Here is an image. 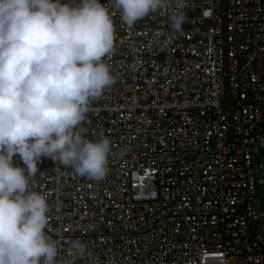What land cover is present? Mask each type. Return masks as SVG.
Segmentation results:
<instances>
[{"label": "built area", "instance_id": "obj_1", "mask_svg": "<svg viewBox=\"0 0 264 264\" xmlns=\"http://www.w3.org/2000/svg\"><path fill=\"white\" fill-rule=\"evenodd\" d=\"M184 12L179 33L169 12L132 28L113 17L105 62L116 83L82 122L86 139L111 141L106 177L42 158L30 179L47 197L45 231L61 245L60 264H264L255 200L264 182V0H188ZM14 163L26 167L19 155ZM77 239L88 254L70 258Z\"/></svg>", "mask_w": 264, "mask_h": 264}, {"label": "clouds", "instance_id": "obj_2", "mask_svg": "<svg viewBox=\"0 0 264 264\" xmlns=\"http://www.w3.org/2000/svg\"><path fill=\"white\" fill-rule=\"evenodd\" d=\"M110 3L111 11L100 0H0V264H60L61 245L45 231L47 197L30 189L42 158L95 181L108 174L111 141L86 139L82 122L116 83L105 62L114 53L113 17L119 12L132 28L169 12L179 33L188 7V0ZM17 155L26 167L14 163ZM68 243L70 258L88 254L80 240Z\"/></svg>", "mask_w": 264, "mask_h": 264}, {"label": "rangeland", "instance_id": "obj_3", "mask_svg": "<svg viewBox=\"0 0 264 264\" xmlns=\"http://www.w3.org/2000/svg\"><path fill=\"white\" fill-rule=\"evenodd\" d=\"M258 69L264 70V59H262L261 66H259ZM263 180H264V178H263ZM255 200L260 206L259 212L261 213V215L263 217L262 219L259 220V222H263V223L260 225H257V228L259 230L262 229L263 234H264V182L257 186L256 194H255Z\"/></svg>", "mask_w": 264, "mask_h": 264}]
</instances>
